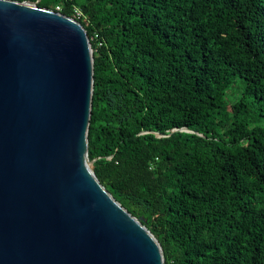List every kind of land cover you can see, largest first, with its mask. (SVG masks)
Masks as SVG:
<instances>
[{
    "label": "trees",
    "instance_id": "16d2710c",
    "mask_svg": "<svg viewBox=\"0 0 264 264\" xmlns=\"http://www.w3.org/2000/svg\"><path fill=\"white\" fill-rule=\"evenodd\" d=\"M14 1L82 11L89 158L165 264H264V0Z\"/></svg>",
    "mask_w": 264,
    "mask_h": 264
},
{
    "label": "water",
    "instance_id": "95a60500",
    "mask_svg": "<svg viewBox=\"0 0 264 264\" xmlns=\"http://www.w3.org/2000/svg\"><path fill=\"white\" fill-rule=\"evenodd\" d=\"M94 75L81 22L0 0V264H165L89 158Z\"/></svg>",
    "mask_w": 264,
    "mask_h": 264
},
{
    "label": "rangeland",
    "instance_id": "374dc122",
    "mask_svg": "<svg viewBox=\"0 0 264 264\" xmlns=\"http://www.w3.org/2000/svg\"><path fill=\"white\" fill-rule=\"evenodd\" d=\"M239 83L240 82H237V84H235L234 87L229 90L227 97V101L229 103H234L242 95L244 88H242L240 85L241 83Z\"/></svg>",
    "mask_w": 264,
    "mask_h": 264
},
{
    "label": "built area",
    "instance_id": "2783aa9c",
    "mask_svg": "<svg viewBox=\"0 0 264 264\" xmlns=\"http://www.w3.org/2000/svg\"><path fill=\"white\" fill-rule=\"evenodd\" d=\"M71 3L75 2V0H67ZM62 10H63V6L62 5H59L56 7L55 11L57 12H61L62 13ZM83 14H82V11L79 9V8H74L73 10V16L72 18L76 19V20H80L82 18Z\"/></svg>",
    "mask_w": 264,
    "mask_h": 264
}]
</instances>
